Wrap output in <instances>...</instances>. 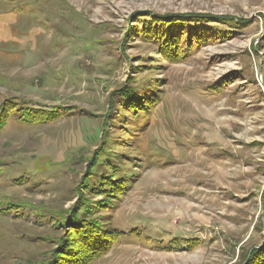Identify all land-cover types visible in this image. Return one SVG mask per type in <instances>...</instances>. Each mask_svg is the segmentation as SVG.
Instances as JSON below:
<instances>
[{
  "label": "rangeland",
  "instance_id": "rangeland-1",
  "mask_svg": "<svg viewBox=\"0 0 264 264\" xmlns=\"http://www.w3.org/2000/svg\"><path fill=\"white\" fill-rule=\"evenodd\" d=\"M0 123V264H264V0H0Z\"/></svg>",
  "mask_w": 264,
  "mask_h": 264
},
{
  "label": "trees",
  "instance_id": "trees-1",
  "mask_svg": "<svg viewBox=\"0 0 264 264\" xmlns=\"http://www.w3.org/2000/svg\"><path fill=\"white\" fill-rule=\"evenodd\" d=\"M38 112H42L41 110H38ZM24 113H27V112H24ZM46 114H48V112H45ZM45 113H43V114H45ZM37 120V119H36ZM22 123H33V121H29V116H28V114H25V116L23 117V119H22V121H21ZM2 126H3V124L2 123H0V128H2ZM79 221V224L81 223V222H86V221H82V220H77V222ZM76 222V223H77Z\"/></svg>",
  "mask_w": 264,
  "mask_h": 264
}]
</instances>
